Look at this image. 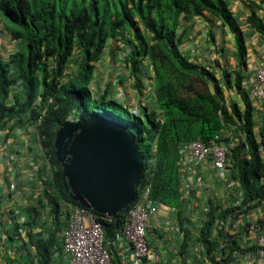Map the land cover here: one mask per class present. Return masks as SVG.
<instances>
[{"label":"trees","instance_id":"trees-1","mask_svg":"<svg viewBox=\"0 0 264 264\" xmlns=\"http://www.w3.org/2000/svg\"><path fill=\"white\" fill-rule=\"evenodd\" d=\"M205 15L219 20L233 35L236 66L222 71L221 79L181 51L185 30L177 33L180 22L192 24L194 18ZM0 17L2 30L18 43L6 59L0 57V129H6L9 137L36 124L52 172V180L46 184L51 190L45 188L44 198L39 199L51 207L52 226L45 236L30 228L25 233L23 245L34 247L35 264H52L54 255L62 253L59 234L65 220L61 206L79 204L64 187L63 167L55 155L56 133L66 122L99 117L121 123L134 134L142 158L139 183L149 184L148 199L178 208L180 222L179 142L195 138L208 142L222 131L232 132L235 139L227 154V175L240 185L241 205L223 209L212 203L195 241L202 244L211 261L218 250L222 254L219 264H231L236 250L255 248H241L238 234L225 228L231 215L235 219L240 215H235L237 208L247 212L264 201V132L258 131V137L254 130L253 106L242 89L247 48L225 0H0ZM247 21L264 35V23L255 14ZM112 39L122 40V59L137 82L142 80L136 73L149 71L143 64L149 62L155 110L149 112L142 106L139 113H132L108 92L91 87L97 63ZM231 89L240 95L243 110L235 101L227 102L224 91ZM137 200L136 196L131 205ZM31 212L23 226L38 224L39 212L35 207ZM124 212L116 217L95 212L111 241L116 264H124L114 240ZM189 233L185 231L184 248L189 245Z\"/></svg>","mask_w":264,"mask_h":264},{"label":"crops","instance_id":"crops-1","mask_svg":"<svg viewBox=\"0 0 264 264\" xmlns=\"http://www.w3.org/2000/svg\"><path fill=\"white\" fill-rule=\"evenodd\" d=\"M225 2L230 12L232 13L234 19L239 24L247 48V69L245 71V77L242 82V89L247 94L246 88L253 77L254 68L262 60V48L264 41V35L255 30L247 21V18L249 15L255 14V16L264 23V0H225ZM212 21H214L217 26H220L222 29L226 31L228 30L226 26H223L220 21L215 19L213 16L205 15L194 18L192 24H185L181 21L177 33L179 34L183 30H185L184 41L180 45L182 53H184L192 61L199 63L202 66H205L207 68H213L212 66H214V70L218 71L219 75L221 76L222 71H232L236 66L235 49L233 45L234 39L232 33L228 30V33L226 35H223L224 45L222 46L224 47H221L220 51L214 52V45L211 42L208 44L205 42V40L208 39L207 35L208 33H210L211 30V27L209 25ZM193 24L194 29H191ZM2 29L3 22L0 17V32L5 35L6 33ZM194 30H200V34L198 36L199 38L197 41L202 40V42H200L201 47H199V49L196 51L194 50L192 45V37L194 35ZM4 35L0 39V48L3 54L8 52V55L17 46L18 43L14 40H9L7 34L5 35L7 36V38ZM228 38H230L231 44L228 43ZM113 45H115L113 42H110L108 44L107 49L112 47L110 49H113V51L109 52V50L107 51L106 49L107 52L97 63V66H101L102 63H106L105 57H107L108 59L110 58L112 59V61H109L112 65L111 69L117 70V76L120 75L119 80L124 79V77L120 73L118 74V70L120 71V69L122 68L120 67L119 61L123 58L125 51H114ZM229 52H232L231 57L234 56V65L231 66V68L226 67V61H220V56L224 58V54L229 55ZM208 53H210L209 56L211 60H209L210 63L208 65H205L202 56H205ZM0 57L6 58L3 56ZM215 57L217 59H213ZM117 58L119 61H117ZM143 64L146 65L147 61H144ZM97 73L98 72L94 73L95 84L98 82L97 80H100L96 77ZM138 74L140 75L139 72ZM150 75H152V72L150 73ZM111 87L113 91L109 95L111 97L119 99L117 98V95L118 91L121 90L122 87L118 85L117 81H115L111 85ZM122 89L123 90L121 91H123V93L126 95V99L128 100V102L126 101V99L125 101L130 105L131 108L135 109V111L139 113L141 107L143 106L144 97H137L136 91L129 86L123 87ZM229 91L230 96L226 97L227 102L233 100L237 103L238 107L243 110L244 104L240 95L235 90L231 89ZM248 99L250 100L251 105L253 106V113L255 116L254 130L255 132H257V136L259 137L258 131L261 130L264 132V105H256L254 101L249 98V96ZM153 106V104L149 105L147 111L150 112L154 110ZM18 139L21 143L31 142L30 145H32V142L34 141V139L32 138L22 139L21 135ZM36 145L37 143L34 144L35 147H37ZM37 156V154L30 156L33 158V163H35V165L33 166L34 174H29L28 171H26L25 169L15 170L13 166H10L7 163L6 155H0V264H27V261H29L28 264H35L37 257L34 247L30 245L28 247L23 245L24 242H27V236L25 234L26 230L30 228L32 232L38 233L41 231V233L45 236L47 235L48 228L52 226L50 214L51 207L46 202V200H43L41 203L39 201L40 198H44L43 192L45 188H48L49 185L46 184L49 182L43 177L44 168H42L43 165L41 166V163L38 160H43L44 158H37ZM261 156L264 161L263 151H261ZM12 171H14V173ZM11 173H13L14 176H12ZM195 174L196 176L203 177L202 183H196L195 187H193L194 189L191 191L192 195L196 196V198L200 201V208L201 205H206L209 211V207L210 205H212V203L215 205H221L220 207H222L223 209L233 207L229 196L226 195L225 182L220 178V176L217 174L216 170L209 161L201 164L196 170ZM226 176L228 179H232L228 175ZM262 180L264 182V175L262 177ZM11 182L15 183V187L13 189H9V184ZM193 182L197 181L194 180ZM49 190H51L50 186ZM67 206L62 205L61 209L67 208ZM32 207H35L36 210L39 212V218L37 220L38 224H33L28 227L25 225L23 226L22 223H24V221L30 214H33L31 212ZM185 207L186 203H183L180 213H183L184 211L186 212ZM177 212L178 208L173 209L172 207L166 206V208H161L155 214L151 215L149 227L147 230L148 235L150 234L151 238H155V236H157L156 232L158 234H161L164 231L167 232L164 238L172 239V242H174V239L179 240L178 235H176V233L171 232L167 229V219L176 218ZM243 213L241 212V215H239L242 217V219L239 216L238 219H235L236 224L234 222H231V224L228 225V232H235L236 234H238L237 240L241 248L255 247L250 248L248 250L246 249L244 252L253 253L254 250L256 248H259L260 246L264 249V201L256 206H253L247 212ZM61 218L65 220L64 213L61 215ZM240 219L241 221H243L241 222ZM189 222V224L191 225V232H197L198 227L196 219L191 218L189 219ZM214 237H217L215 231H213L212 240H214ZM169 244L170 245H165V242L161 240L157 249L163 252L166 258L167 262H164L163 264H173L170 261L172 258L170 250V246L172 245V243L169 241ZM153 250L155 251V249ZM62 253H56L54 255L52 264H68V258L64 253ZM199 255L200 254L194 256L196 261H194L193 263L191 262L192 264H209V261L204 253L202 255L203 257ZM30 260L33 261L31 262ZM181 260L182 259L180 258L176 259L174 264H185L184 262H181Z\"/></svg>","mask_w":264,"mask_h":264},{"label":"built area","instance_id":"built-area-1","mask_svg":"<svg viewBox=\"0 0 264 264\" xmlns=\"http://www.w3.org/2000/svg\"><path fill=\"white\" fill-rule=\"evenodd\" d=\"M147 65L149 71L152 72V67L148 61ZM117 80L118 77L117 79H113L112 84ZM146 87L147 88L144 89L143 92L146 93L147 97L143 98V106L147 105L146 107H148L151 104L155 105L153 84L150 82V85L147 84ZM246 91L249 98L252 99L256 105H264V41L262 60L255 66L253 77L248 83ZM117 98H119L117 100L125 106L129 107L132 113L137 114V111L131 108L127 103L128 100L123 91H118ZM153 107L155 108V106ZM23 131L30 136L28 139H34L33 142L34 144L37 143V147L34 146L33 142L32 145H30L31 142H15L16 137H20V129L17 130L16 136L12 135L9 137H6V129H0V155H6L7 163L13 166L15 170L25 168V158L28 157L33 159L30 157L31 155L43 154L37 136L36 124L28 126V128L23 129ZM234 139L230 131H222V134H216L208 142H203L198 138L179 142L177 159L179 191L181 192L183 203H186V212L184 211L181 213L182 222L179 221L178 217L167 219V229L176 233L179 240L181 239L182 241L185 238V231L191 229L189 219L195 218L198 230L195 233H192L190 230L187 236L189 247H186L187 250L184 253L180 251L179 254L175 249L171 250L172 258L170 261L173 264L178 258L182 259L181 262L185 264H192L191 262L195 260L193 256L194 250H203L202 244L195 240L198 236L202 221L206 218V214L208 213V207L206 205H201L200 208V201L196 196L192 195L191 192L196 183H202L203 177L196 176L195 174L201 164L208 161L212 164L217 174L226 184V195L229 196L232 205L235 207L241 205L243 193L240 190L239 183L233 179H228L226 176L228 172L227 154L229 149L233 147ZM28 147H31L32 151ZM24 151L27 152L26 155ZM43 155L41 157L44 158ZM43 160L44 161L41 163V166L43 165L42 168H44L43 177L49 182L52 180L51 166L45 158ZM12 172L14 173V171ZM13 173H11L12 176H14ZM194 180L197 182H193ZM14 187L15 183L11 182L9 184V189H13ZM148 191L149 184L141 186V184L138 183L135 195V197H138V200L131 205L135 200L134 198L129 204L130 206L128 205L125 208L122 225L114 239L124 264H163L167 262L163 252L157 250L162 239L151 238V241H149L147 231L151 215L155 214L161 208H166V205L148 199ZM62 209L65 215V225L60 232L61 250L68 258V264H116L113 262L110 252L111 241L106 238L102 223L97 218L94 210L81 204L68 205L67 208ZM238 212H240V215L241 212L243 213V211L237 208L235 210V215ZM239 217L242 219L241 216ZM229 221L236 224L234 214L231 215ZM230 224L227 222L225 228ZM215 230L216 229H213L212 231ZM223 245L224 243L221 244V246ZM153 249H155V251ZM214 253L215 260L212 262L210 259V263L219 264L218 262L221 261L222 254H220L218 250L214 251ZM231 264H264V249L260 246L256 248L253 253L236 250Z\"/></svg>","mask_w":264,"mask_h":264},{"label":"water","instance_id":"water-1","mask_svg":"<svg viewBox=\"0 0 264 264\" xmlns=\"http://www.w3.org/2000/svg\"><path fill=\"white\" fill-rule=\"evenodd\" d=\"M70 198L116 217L135 198L141 156L134 134L107 117L64 123L54 139Z\"/></svg>","mask_w":264,"mask_h":264},{"label":"rangeland","instance_id":"rangeland-1","mask_svg":"<svg viewBox=\"0 0 264 264\" xmlns=\"http://www.w3.org/2000/svg\"><path fill=\"white\" fill-rule=\"evenodd\" d=\"M210 27H211V30H210V33H208V35H207V37H208V39L207 40H205V42L208 44V43H212L213 45H214V52H218V51H220V49H221V47H224V46H222V45H224V38H223V35H226L227 33H228V30L226 31V30H224V29H222L220 26H217V24L214 22V21H212L211 22V24L209 25ZM191 29H194V24L192 25V28ZM190 32V31H189ZM194 35H193V37H192V45H193V48H194V50L196 51V50H198L199 49V47H201V45H200V42H202V40H199V41H197L198 40V36H199V34H200V30L199 31H195L194 30ZM3 33L2 32H0V39L3 37ZM6 35V34H5ZM4 35V36H5ZM6 38H7V36H5ZM9 37V36H8ZM223 38V39H222ZM11 38L9 37V40H10ZM12 40V39H11ZM228 43H230L231 44V42H230V38H228ZM110 42H113L115 45H113V48H114V51H116L117 50V52L119 51H125V48H124V46H123V43H122V40H119V41H116L115 39H112L111 41H109V43ZM233 43V42H232ZM229 44V45H230ZM234 45V44H233ZM108 47V46H107ZM226 47V46H225ZM110 48H112V47H110ZM107 49V51L109 50V52L110 51H113V49L111 50V49ZM14 50V49H13ZM12 50V51H13ZM11 51V50H10ZM9 51V52H10ZM106 50H105V52H104V55H105V53L107 52ZM212 51V52H213ZM232 51V50H231ZM8 53V52H7ZM7 53H5V54H3V52H1V48H0V56H3V57H8V55H7ZM232 52H229L228 54L229 55H227V54H224V58H222L221 56H220V58H221V60L220 61H226V63H227V68H231V66H233L234 65V56H232L231 57V54ZM184 54V53H183ZM209 54L210 53H208L207 55H205V56H202V59H203V61H204V64L205 65H208L210 62H209V60H211L210 59V56H209ZM103 55V56H104ZM110 56H111V54H110ZM6 58H4V59H6ZM202 59H201V61H202ZM213 59H217L216 57L215 58H213ZM109 61H112V59H108L107 57H105V62L106 63H102L101 64V66H97L96 68H100V69H97V71L96 72H98L97 73V79H100V80H97L98 82L95 84L94 82H93V84L91 85V87L93 88V89H100L101 91H106V92H108L109 94H111V92L113 91L112 90V87H111V82H113V79H117V77H118V80H117V83H118V85H120V87H131L133 90H135L136 91V96L137 97H147V95H146V93L145 92H143L144 91V89H146L147 87V84L148 85H150V82H151V80H150V78H148L149 76H150V71H147V72H144L143 74H142V72L140 73V75L138 74V73H136V76L137 77H139L140 78V80H142L140 83L139 82H137V80H136V77H135V75L134 74H132L131 73V71H130V69L129 68H127L126 66H125V64H124V59H121L120 61L118 60V58H117V61H119L120 63V67H122L121 69H120V71L118 70V74L120 73L123 77H124V79H120L119 80V76L120 75H118L117 76V70H112L111 69V63L109 62ZM199 61V60H198ZM200 62V61H199ZM113 63V62H112ZM199 64V63H198ZM213 68H211V67H209L211 70H213L216 74H217V77L219 78V79H221V76L219 75V72L218 71H215L214 69V66H212ZM226 71H228V70H226ZM115 72V73H114ZM141 74H142V76H141ZM148 75V76H147ZM221 75H222V72H221ZM121 88V90H123ZM224 95L227 97V96H230V91L229 90H225L224 91ZM155 106V108H156V105H154ZM153 109H154V107H153ZM155 110V109H154ZM21 138L22 139H25V138H29L30 136L29 135H27L23 130H21ZM19 137H16V140H15V142L16 143H18V142H20L19 141V139H18ZM23 142V141H22ZM26 151H24V154L26 155ZM42 153V152H41ZM40 155H43V154H40ZM44 158L46 159V160H48L47 158H46V156H44ZM25 161H26V166H25V170L26 171H28V173L30 174H34V168H33V166L35 165V163H33L34 161H33V159H29L28 157L27 158H25L24 159ZM39 161H40V163H42L44 160H41V159H39ZM49 162V161H48ZM139 187H140V185H139ZM213 229H216V228H213ZM199 232V231H198ZM166 233L167 232H162L161 234H158L157 232H156V234H157V236H155V238H158V239H162V241H164L165 242V245H170L169 244V241L172 243V245L170 246V250H176V251H178L177 253H179L180 254V251L181 252H185L187 249L186 248H184V247H182L183 246V240L181 241V239L180 240H177V239H174V242H172V239H169V238H164V236H166ZM179 239V238H178ZM214 239H215V237H214ZM148 240L149 241H151V235L149 234L148 235ZM199 242V241H198ZM188 247H189V245H188ZM187 247V248H188ZM193 247H195V246H193ZM168 248H169V246H168ZM204 249V248H203ZM202 249H201V251L199 250V249H195L194 250V254H193V256H196V255H198V254H200L199 256H201V257H203L202 255H203V253H202ZM205 255H206V257H207V259H208V261H209V264H210V258L208 257V255H207V253L205 252L204 253ZM196 260V259H195ZM194 260V261H195ZM193 261V262H194ZM192 262V263H193Z\"/></svg>","mask_w":264,"mask_h":264},{"label":"clouds","instance_id":"clouds-1","mask_svg":"<svg viewBox=\"0 0 264 264\" xmlns=\"http://www.w3.org/2000/svg\"><path fill=\"white\" fill-rule=\"evenodd\" d=\"M97 67V66H96ZM96 70H97V68H96ZM96 72V71H95ZM140 163H141V159H140V161H139Z\"/></svg>","mask_w":264,"mask_h":264}]
</instances>
